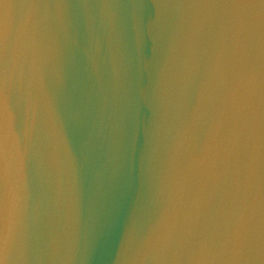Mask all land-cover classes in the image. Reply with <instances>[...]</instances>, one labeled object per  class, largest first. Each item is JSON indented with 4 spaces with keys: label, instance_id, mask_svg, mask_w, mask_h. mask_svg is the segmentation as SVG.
<instances>
[{
    "label": "water",
    "instance_id": "1",
    "mask_svg": "<svg viewBox=\"0 0 264 264\" xmlns=\"http://www.w3.org/2000/svg\"><path fill=\"white\" fill-rule=\"evenodd\" d=\"M3 2V0H0ZM16 6L12 33L24 35L21 6L37 3L66 7L69 17L59 32L60 60L71 79L74 115L102 126L107 136L108 159L86 188L87 224L82 227L72 264H132L134 249L126 247L127 233L136 236L142 251L169 264L167 241L190 231L204 198L216 196L203 173L210 136L219 121L211 108L193 110L182 145L183 163L171 178L154 173L152 132L153 92L159 71L169 57L175 59L186 43L185 29H193L202 64L189 99L194 105L199 81L207 70L213 43L231 55L227 26L219 17L198 34V25L215 9L240 0H7ZM257 2V0H253ZM258 3V2H257ZM103 5L118 10L114 25L100 13ZM92 9L91 14L85 7ZM2 21V9H0ZM50 28L55 27L52 21ZM35 46V42L33 41ZM0 58V66H2ZM41 116L28 107L22 92L14 90L7 115L0 104V264H53L51 254L60 229V205L65 192L62 165L55 172L36 155ZM79 133L65 134L64 155L72 163V195L78 200L80 160L86 180L98 167L97 154L78 156ZM8 168L5 174L4 159ZM102 159V156L100 157ZM200 173L198 180L194 179ZM221 218L220 239L237 225L249 236L250 254L264 251V208H242ZM258 264V260L256 261Z\"/></svg>",
    "mask_w": 264,
    "mask_h": 264
},
{
    "label": "clouds",
    "instance_id": "2",
    "mask_svg": "<svg viewBox=\"0 0 264 264\" xmlns=\"http://www.w3.org/2000/svg\"><path fill=\"white\" fill-rule=\"evenodd\" d=\"M215 9L198 25V34L219 17L227 26L231 55L226 48L213 43L207 53V70L199 81L195 104L189 95L200 75L202 51L193 42V29H185L186 43L179 55L168 56L158 73L153 92L151 163L160 179L171 178L173 170L183 163L182 145L193 110L211 108L219 121L207 146V165L203 170L215 201L203 199L189 232L180 233L166 242L169 264H264V251L257 258L250 254L246 229L237 224L220 239L221 218L241 217L242 208H264V3L243 0ZM0 104L7 115L9 98L14 90L22 92L29 108L41 116V136L36 155L57 172L61 165L65 192L60 205V229L53 248V264H72L82 227L87 224L85 192L91 178L108 159L107 136L102 126L77 118L69 102L71 79L60 60L59 32L69 13L62 4L54 11L37 3L21 6L25 39L12 33L16 6L0 2ZM91 14L92 9L85 7ZM100 13L114 25L119 12L103 5ZM55 27L50 28L51 22ZM35 42V46L33 44ZM79 133L78 156L97 154L98 167L91 169L86 180L80 160L78 200L72 195V163L64 155V139ZM102 156V159L100 158ZM7 174V153L4 159ZM198 172L194 179L199 178ZM126 247L134 249L132 264H150L155 259L142 251L136 236L127 233Z\"/></svg>",
    "mask_w": 264,
    "mask_h": 264
},
{
    "label": "snow or ice",
    "instance_id": "3",
    "mask_svg": "<svg viewBox=\"0 0 264 264\" xmlns=\"http://www.w3.org/2000/svg\"><path fill=\"white\" fill-rule=\"evenodd\" d=\"M240 2H243V0H240ZM258 3H264V0H257ZM3 145L0 144V156L3 154Z\"/></svg>",
    "mask_w": 264,
    "mask_h": 264
}]
</instances>
